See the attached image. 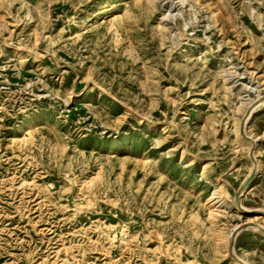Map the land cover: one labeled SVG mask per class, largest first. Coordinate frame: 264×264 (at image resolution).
<instances>
[{
    "label": "rangeland",
    "instance_id": "1",
    "mask_svg": "<svg viewBox=\"0 0 264 264\" xmlns=\"http://www.w3.org/2000/svg\"><path fill=\"white\" fill-rule=\"evenodd\" d=\"M261 97L264 0H0V264H264Z\"/></svg>",
    "mask_w": 264,
    "mask_h": 264
},
{
    "label": "bare ground",
    "instance_id": "2",
    "mask_svg": "<svg viewBox=\"0 0 264 264\" xmlns=\"http://www.w3.org/2000/svg\"><path fill=\"white\" fill-rule=\"evenodd\" d=\"M263 108H264V98H262V97L259 98L258 101L255 104H252L248 108V110L244 114L243 118L239 122V127H238V130H237V137H238L239 140H241L242 137L245 135V132H244L245 125L250 121V119H252L254 117V115H256ZM250 143H253V141L251 139H250ZM255 170H258V164H257L256 160H255V162H253L252 171H255ZM244 183L241 185V187L236 192V196L234 198V201H235L236 204H238V201H239V195L238 194H241V193H243L245 191V185L247 183H246V181ZM237 232H238V228H235V227L230 230V232H229V234H228V236L226 238L227 247H231V245H232L231 242L234 239V237L236 236ZM243 262L244 261L241 262L239 260H235L234 259V263L233 264H245Z\"/></svg>",
    "mask_w": 264,
    "mask_h": 264
}]
</instances>
